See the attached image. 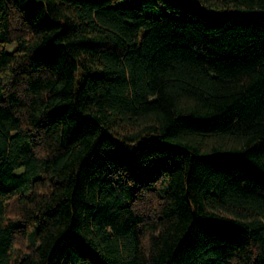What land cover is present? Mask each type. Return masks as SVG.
<instances>
[{
    "label": "trees",
    "instance_id": "obj_1",
    "mask_svg": "<svg viewBox=\"0 0 264 264\" xmlns=\"http://www.w3.org/2000/svg\"><path fill=\"white\" fill-rule=\"evenodd\" d=\"M0 264H264V0H0Z\"/></svg>",
    "mask_w": 264,
    "mask_h": 264
},
{
    "label": "rangeland",
    "instance_id": "obj_2",
    "mask_svg": "<svg viewBox=\"0 0 264 264\" xmlns=\"http://www.w3.org/2000/svg\"><path fill=\"white\" fill-rule=\"evenodd\" d=\"M13 49H14V46L13 45L6 47V50L8 52H11Z\"/></svg>",
    "mask_w": 264,
    "mask_h": 264
}]
</instances>
